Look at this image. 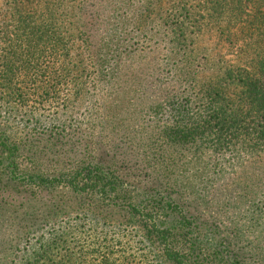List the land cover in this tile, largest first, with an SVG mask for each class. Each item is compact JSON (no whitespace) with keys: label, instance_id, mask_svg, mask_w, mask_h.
<instances>
[{"label":"trees","instance_id":"trees-1","mask_svg":"<svg viewBox=\"0 0 264 264\" xmlns=\"http://www.w3.org/2000/svg\"><path fill=\"white\" fill-rule=\"evenodd\" d=\"M130 2L6 0L3 13L18 32L31 35V43L27 44L34 49L31 59L50 58L61 63V71L62 60L70 57L72 48L68 41L64 45V38L60 39L57 33L63 31L69 39L75 31L93 34L102 29L100 36L87 37L84 42L89 66L106 85L114 84L120 69V46L113 45L117 28L124 30L133 15L144 20L139 23L142 25L154 10L173 17L171 24L169 20L164 22V18L162 22L175 47L192 48L195 38L206 30L230 47H238L243 60L239 65L222 68L216 84L200 87L199 93L184 102L168 104L170 110L163 107L146 111L149 124L144 128H127L124 123L121 128L111 126L107 112L99 121L98 131L109 129L113 139V150L109 152L96 150L101 139L93 133L82 142L77 141L74 148L70 138L64 141L67 136L51 132L47 148L39 151L36 146L35 152L50 157L52 167L61 166L55 176L46 171L22 174L13 157L24 152V148L19 141L13 142L0 133V157L9 162L7 181H22L50 193H56L57 188L64 191L51 200L61 206H24L15 210L17 216L8 211L7 200H0V244L5 250L16 247L35 230L38 221L48 220L64 207L102 233L108 228H130L128 235L137 240L154 264H264L262 231L254 229L256 243L249 242L253 247H242L244 241L226 237L199 208V201L225 173L223 156L231 153L237 160L242 155L264 156V0H138L135 7ZM72 19L76 21L72 23ZM27 40L28 37L19 44H26ZM193 51L191 58L195 64ZM199 55H203V63L195 64L196 73L202 70V64L208 63L206 54ZM58 65L53 63L44 70L53 75L47 80L21 82L31 85L34 93L18 95L17 104L59 105L62 83L59 75L55 77ZM27 68L41 72L38 63ZM0 69L3 74L16 68L5 62ZM12 87L10 81H0V88ZM38 156L33 153L31 158L38 162ZM202 164H206L210 184L195 198L196 187L191 186V180L199 172L187 181L183 171L190 165ZM174 167L177 169L172 177ZM66 202L69 205L63 204ZM103 245L99 248L105 252L99 255L95 251L96 257L83 253V257H72L73 252L60 256L58 251L59 259L55 261L50 255L56 248L43 245L37 247L33 256L36 264H117L114 254L105 246L106 241Z\"/></svg>","mask_w":264,"mask_h":264},{"label":"rangeland","instance_id":"rangeland-1","mask_svg":"<svg viewBox=\"0 0 264 264\" xmlns=\"http://www.w3.org/2000/svg\"><path fill=\"white\" fill-rule=\"evenodd\" d=\"M137 1L131 0L130 3L135 7ZM5 3L6 0H0V64L7 62L16 69L0 74V81L13 83L9 90L0 88V133H4L13 142L19 141L24 148V152L13 157L22 174L32 175L46 171L47 175L55 176L61 170V166L52 167L50 157L35 152L36 146L39 151L47 148L51 132L67 136L64 141L70 138L74 148L78 145L77 141L82 142L84 137L93 133L101 139L96 150L100 148L109 152L113 150L109 129L102 133L98 131L99 121L107 112H110L111 126L115 124L117 128H121V123H124L127 128H144L149 124V114L146 115V111L160 110L163 107L169 109L168 104L171 102L174 105L176 101L188 100L191 95L199 93L200 87L216 84L222 68L239 65L243 60L238 47H230L226 42L218 40L214 32L206 30L195 38L192 48L175 47L170 42L172 37L169 30L165 29L162 22L164 18V22L169 20L171 24L173 17L168 12L160 10L158 13L154 10L149 21L142 25L139 23L144 20L133 15L129 16V24L124 30L117 28V33L112 32L116 33L113 45L120 46V69L114 84L106 85L100 82V77L89 66L84 42L87 37L100 36L102 29L93 34L75 31L70 33L69 39L67 33H57L60 39L64 38L63 44L66 45L68 41L72 48L69 47L70 57L62 60L64 71H61L60 62H53L50 58L40 61L31 59L34 49L27 45L31 43V35L18 32L11 19L4 17ZM26 37V44H19ZM42 38L45 39V36L42 35ZM191 51L196 56L193 58L195 64L203 63L200 57L203 55L199 54H206L208 57V63L205 66L202 64L199 73H196ZM23 53L25 55L21 56ZM36 63L40 66V73L27 68ZM53 63L59 64L55 77L59 75L58 79L62 83L59 105L45 103L40 106L34 102H28L27 106L17 104L18 95L34 93L31 85L26 86L21 82L47 80L50 75L44 70H48L47 67ZM232 91L235 92L234 88H231ZM174 96H180L181 99L174 100ZM192 107L197 110L196 106ZM93 127L96 128L93 130ZM33 153L39 155L36 157L38 162L31 158ZM223 157L226 160L220 161L223 167L226 165L225 173L216 187L208 189L204 200L199 201V208L202 214H206L220 227L226 237L244 241L242 247H253L249 242L256 243L254 229L262 231L264 237V156L242 155L237 160L228 153ZM8 165L9 162L2 161L0 157V200L8 201V211L17 216L15 210L20 211L19 208L24 206H61L54 205L51 201L53 197L64 193L61 188H57L54 191L56 193H50V190H41L35 185L22 184V181L9 182L6 180ZM204 167L206 164L201 167L190 165L183 171L187 181L194 172H199L191 180V186L196 187L193 189L195 198L210 184L209 174ZM176 169L174 167L170 174L172 177ZM63 204L69 205L68 202ZM63 209L56 215L47 217L48 220L38 221L34 226L35 230L18 242L16 247L5 250L0 244V264H36L33 254L39 245L56 248L50 255L55 261L59 259L58 251L61 252L60 256L73 252L72 257H83V254L96 257L98 254L95 251H99V255L105 252L99 248V245L104 246L105 241V246L114 254L117 264H154L137 240H132L128 235L130 228H108L104 230L106 233H102L100 228L92 227L86 220L71 211H65L64 207Z\"/></svg>","mask_w":264,"mask_h":264}]
</instances>
